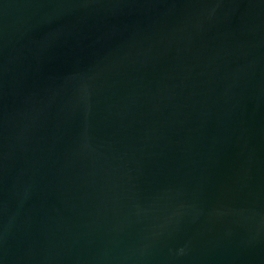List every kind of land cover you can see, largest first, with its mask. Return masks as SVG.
Masks as SVG:
<instances>
[{
  "label": "water",
  "instance_id": "obj_1",
  "mask_svg": "<svg viewBox=\"0 0 264 264\" xmlns=\"http://www.w3.org/2000/svg\"><path fill=\"white\" fill-rule=\"evenodd\" d=\"M0 264H264V0H0Z\"/></svg>",
  "mask_w": 264,
  "mask_h": 264
}]
</instances>
